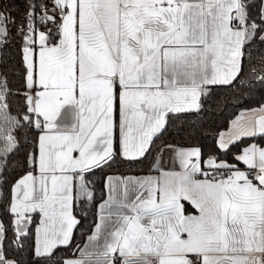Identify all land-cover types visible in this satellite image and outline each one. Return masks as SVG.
Wrapping results in <instances>:
<instances>
[{
	"label": "snow or ice",
	"instance_id": "1",
	"mask_svg": "<svg viewBox=\"0 0 264 264\" xmlns=\"http://www.w3.org/2000/svg\"><path fill=\"white\" fill-rule=\"evenodd\" d=\"M0 264H264V0H0Z\"/></svg>",
	"mask_w": 264,
	"mask_h": 264
},
{
	"label": "trees",
	"instance_id": "2",
	"mask_svg": "<svg viewBox=\"0 0 264 264\" xmlns=\"http://www.w3.org/2000/svg\"><path fill=\"white\" fill-rule=\"evenodd\" d=\"M226 114L232 115L233 114V110L232 109H229L228 110V113H226ZM217 124H219L222 129L227 127V121H224V120H217ZM146 172H147L146 169H144V171H141V168L140 167H136L134 170L129 171L127 169V167H123L122 166V167H119L118 169H114L112 172H110L108 174L128 175V174H141V173H146ZM77 237H78L77 242L83 244L84 239L83 238H80L79 233H77Z\"/></svg>",
	"mask_w": 264,
	"mask_h": 264
},
{
	"label": "crops",
	"instance_id": "3",
	"mask_svg": "<svg viewBox=\"0 0 264 264\" xmlns=\"http://www.w3.org/2000/svg\"><path fill=\"white\" fill-rule=\"evenodd\" d=\"M147 173V172H146ZM146 173H141V174H128V175H134V176H143ZM109 175H113V176H121V174H109ZM153 175H155V173H153Z\"/></svg>",
	"mask_w": 264,
	"mask_h": 264
}]
</instances>
